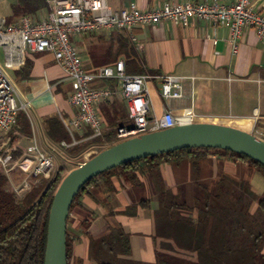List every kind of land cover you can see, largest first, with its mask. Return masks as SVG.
<instances>
[{
    "label": "crops",
    "instance_id": "1",
    "mask_svg": "<svg viewBox=\"0 0 264 264\" xmlns=\"http://www.w3.org/2000/svg\"><path fill=\"white\" fill-rule=\"evenodd\" d=\"M106 1L113 10L132 4L149 10L165 4L208 3L212 0ZM219 1L226 5L235 2ZM255 4L258 5L259 1ZM243 35L237 54L233 52L228 28L204 20H190L186 24L164 21L135 26L126 31L112 28L74 35L71 41L79 51L84 71L88 74H94L100 67L114 66L121 60L126 74L148 76L145 86L149 92L152 116L159 117L170 111L178 120L192 118V122L232 126L264 140V38H258L252 29H246ZM117 47L120 55L115 61ZM131 60L140 66L142 73H131ZM3 61L4 56L0 64ZM6 71L14 85L16 100L19 105H24V109L19 111L17 124L8 135L0 132V148H15L13 156L18 158L26 147L34 145L38 151L51 157L53 163L57 156L64 163H76L75 166L97 151L98 148L93 146L77 155L72 151L74 146L92 139L91 130L86 125L80 129L69 125L79 109L69 102L71 83L51 53L26 54L23 66ZM164 75L196 76V79L185 82L183 98L165 99L160 92L161 76ZM92 87L107 88L111 92L107 99L96 104L103 122V134L112 128L116 134L118 127L128 126L121 82L98 80ZM51 118L58 119L63 125L68 133L67 141H56V134L51 137L47 124ZM64 163L57 165L58 169L66 168ZM160 169L165 187L182 194L191 204L194 190L191 164L184 160L179 166L164 164ZM18 173L25 176L21 172L15 175ZM224 175L247 185L253 194L264 197L262 173L245 161L213 150L200 161L196 181L216 189ZM38 177L42 176H32L30 181L35 182ZM140 181L141 186H134L125 177H113L112 190L100 185L79 198L67 222L66 231L71 242L70 264H98L90 255L92 242L103 238L117 226L128 235L130 243V255H118V258L156 264L159 259L168 257L157 251L155 245L154 212L158 208L155 188L148 175L140 177ZM146 199H149L150 207L142 209L138 204ZM132 205L137 206V212L129 216L125 210ZM257 207V202H253L250 213H254ZM89 217L90 223L83 225ZM262 253L264 255V249Z\"/></svg>",
    "mask_w": 264,
    "mask_h": 264
},
{
    "label": "trees",
    "instance_id": "2",
    "mask_svg": "<svg viewBox=\"0 0 264 264\" xmlns=\"http://www.w3.org/2000/svg\"><path fill=\"white\" fill-rule=\"evenodd\" d=\"M48 11L46 0H15L7 19L13 22L22 16L38 17ZM118 52L117 47L115 61L120 55ZM131 63V73L143 72L136 62L131 60ZM47 124L52 138L56 134V141L68 140V133L58 119L51 118ZM118 142L121 141L116 138L115 128H112L101 137L74 146L72 151L77 155L88 147H97L91 158ZM211 150L245 161L264 175L263 165L230 151L182 149L134 160L98 175L80 189L71 203L69 214L79 198L89 193L91 188L104 185L112 190L113 177H125L134 186H141L140 177L148 175L158 202L154 212L155 245L157 251L168 256L159 259L156 264H264V197L253 194L247 185L226 175L220 178L216 189L198 184L199 163ZM184 160L192 166L194 190L191 204L182 194L165 187L160 169L164 164L179 166ZM67 172V168H60L54 176L42 177L37 186H32L19 197L0 167V264H44L49 212L55 190ZM253 202H257L258 207L250 213ZM138 206L148 209L149 199L142 200ZM136 212V205L125 210L129 216H134ZM90 221V217L85 219L83 225L87 226ZM66 244L67 262L70 264L68 232ZM90 255L98 264H141L118 258V255H130L128 235L119 226L112 227L106 236L92 242Z\"/></svg>",
    "mask_w": 264,
    "mask_h": 264
},
{
    "label": "built area",
    "instance_id": "3",
    "mask_svg": "<svg viewBox=\"0 0 264 264\" xmlns=\"http://www.w3.org/2000/svg\"><path fill=\"white\" fill-rule=\"evenodd\" d=\"M256 1H259V6ZM46 3L49 11L45 16H22L9 22L0 15V49L4 56L0 64V132L5 136L16 126L18 113L24 109V105H19L16 100L15 88L6 69L23 66L26 54L37 53H51L62 67L71 83L69 102L79 109L69 125L76 129L88 126L92 138L103 135V122L96 104L111 94L109 89L94 88L92 84L104 79L120 81L121 95L126 101L130 123L118 127L116 136L120 141L192 122V118L178 120L170 111L159 117L152 116L149 92L145 86L148 76L126 74L121 60L114 66L100 67L94 74L86 73L81 55L71 41L74 35L112 28L126 31L135 26L164 21L186 24L190 20H204L228 28L234 54L238 53L240 39L246 29H252L258 38H264V0H235L229 5L219 0L173 3L149 10H142L134 4L113 10L106 0H48ZM195 79L196 76H161V96L181 99L185 93V82ZM14 150L13 147L0 148V167L8 176L12 190L21 197L31 189L32 176L50 178L53 160L34 145L26 147L18 158L13 156ZM16 172L24 173L25 177L20 184L14 185L11 178Z\"/></svg>",
    "mask_w": 264,
    "mask_h": 264
},
{
    "label": "water",
    "instance_id": "4",
    "mask_svg": "<svg viewBox=\"0 0 264 264\" xmlns=\"http://www.w3.org/2000/svg\"><path fill=\"white\" fill-rule=\"evenodd\" d=\"M195 148L230 151L264 166V140L217 123L191 122L122 140L78 164L61 180L49 212L44 264H68L67 218L71 203L85 184L134 160Z\"/></svg>",
    "mask_w": 264,
    "mask_h": 264
},
{
    "label": "rangeland",
    "instance_id": "5",
    "mask_svg": "<svg viewBox=\"0 0 264 264\" xmlns=\"http://www.w3.org/2000/svg\"><path fill=\"white\" fill-rule=\"evenodd\" d=\"M46 1H48V0H46ZM13 2H15V0H0V15L1 16L5 17V18H8L11 15V4ZM2 60H3V52H2V49H0V61H2ZM129 123H130V121H129ZM62 163H64L63 160H61L57 156L54 157V163H53L54 165H53V167L51 169L50 177L54 176L55 172L58 170L57 165L61 166ZM64 164L67 166L66 168L68 169V171H69V169H71V168L73 169L74 167H76L75 166L76 163H64ZM24 177H25L24 175L18 173L16 175H14L11 179L13 181V184L17 185V184H20L22 182ZM38 178L39 179L37 181H35V182L34 181L33 182L30 181L32 186H37L40 183L42 177H38Z\"/></svg>",
    "mask_w": 264,
    "mask_h": 264
}]
</instances>
